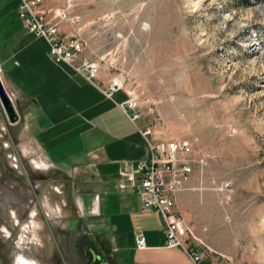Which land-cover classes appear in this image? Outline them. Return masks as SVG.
Wrapping results in <instances>:
<instances>
[{"label": "rangeland", "instance_id": "374dc122", "mask_svg": "<svg viewBox=\"0 0 264 264\" xmlns=\"http://www.w3.org/2000/svg\"><path fill=\"white\" fill-rule=\"evenodd\" d=\"M44 5L78 17L61 28L83 40L79 60L97 77L124 78L158 140L192 141L193 171L177 195L194 236L186 247L264 264V0ZM95 234L70 179L41 161L0 103V264H108Z\"/></svg>", "mask_w": 264, "mask_h": 264}, {"label": "crops", "instance_id": "0c3cea01", "mask_svg": "<svg viewBox=\"0 0 264 264\" xmlns=\"http://www.w3.org/2000/svg\"><path fill=\"white\" fill-rule=\"evenodd\" d=\"M18 6L19 0H0L2 81L19 114L26 143L41 161L70 179L77 207L96 226L112 262L223 264L220 254L196 244L165 247L161 215L142 210L134 191L118 189L120 172L134 169L147 157L148 143L140 130L151 125L153 139H160L149 115L134 122L127 117L123 107L131 91L124 87L108 96V76L100 73L87 81L68 63L52 58L47 40L24 26ZM181 205L185 207L179 204L180 213ZM138 235L145 239L143 249L136 247Z\"/></svg>", "mask_w": 264, "mask_h": 264}, {"label": "built area", "instance_id": "2783aa9c", "mask_svg": "<svg viewBox=\"0 0 264 264\" xmlns=\"http://www.w3.org/2000/svg\"><path fill=\"white\" fill-rule=\"evenodd\" d=\"M44 4L45 0H19L18 14L24 26L35 36L47 40L52 58L68 63L85 80L94 81L98 74L97 65L87 58L79 60L84 49L83 40L67 37L61 28L64 23L76 22L78 17L68 15L67 8H46ZM123 81V77L112 78L106 94L111 96L121 89ZM123 110L132 122L144 114L133 97L128 98ZM147 111L152 109L148 107ZM140 132L151 150L150 162L146 157L134 169L122 170L117 187L137 193L142 210H153L161 215L165 224V247L186 248L187 238L194 236L178 209L177 195L186 188L193 171V143L187 138L154 140L151 125ZM204 164L205 160L201 159L200 165ZM135 244L138 249L145 248L144 237L136 236Z\"/></svg>", "mask_w": 264, "mask_h": 264}, {"label": "water", "instance_id": "95a60500", "mask_svg": "<svg viewBox=\"0 0 264 264\" xmlns=\"http://www.w3.org/2000/svg\"><path fill=\"white\" fill-rule=\"evenodd\" d=\"M0 103L1 107L5 113L6 119L10 124H14L19 120V114L16 110V107L12 101L11 96L9 95L8 91L6 90L1 76H0ZM151 157V150L147 151V162H150Z\"/></svg>", "mask_w": 264, "mask_h": 264}, {"label": "flooded vegetation", "instance_id": "af4514ba", "mask_svg": "<svg viewBox=\"0 0 264 264\" xmlns=\"http://www.w3.org/2000/svg\"><path fill=\"white\" fill-rule=\"evenodd\" d=\"M105 258H106L108 264H114L109 256L105 255Z\"/></svg>", "mask_w": 264, "mask_h": 264}, {"label": "trees", "instance_id": "16d2710c", "mask_svg": "<svg viewBox=\"0 0 264 264\" xmlns=\"http://www.w3.org/2000/svg\"><path fill=\"white\" fill-rule=\"evenodd\" d=\"M242 3H248L249 0H240Z\"/></svg>", "mask_w": 264, "mask_h": 264}, {"label": "bare ground", "instance_id": "6f19581e", "mask_svg": "<svg viewBox=\"0 0 264 264\" xmlns=\"http://www.w3.org/2000/svg\"><path fill=\"white\" fill-rule=\"evenodd\" d=\"M29 263H31V261H29ZM24 264V263H23Z\"/></svg>", "mask_w": 264, "mask_h": 264}]
</instances>
